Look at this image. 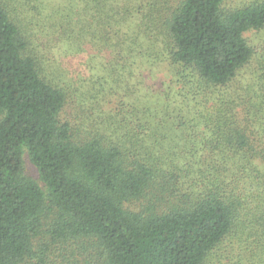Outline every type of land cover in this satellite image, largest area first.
<instances>
[{"label": "trees", "instance_id": "1", "mask_svg": "<svg viewBox=\"0 0 264 264\" xmlns=\"http://www.w3.org/2000/svg\"><path fill=\"white\" fill-rule=\"evenodd\" d=\"M223 2L44 13L45 0H0V264H264V57L245 38L264 29V0ZM29 29L69 46L89 36L133 81L131 67L167 63L186 104L110 93L105 105L98 89L96 107L70 104ZM25 153L44 188L23 176Z\"/></svg>", "mask_w": 264, "mask_h": 264}, {"label": "rangeland", "instance_id": "2", "mask_svg": "<svg viewBox=\"0 0 264 264\" xmlns=\"http://www.w3.org/2000/svg\"><path fill=\"white\" fill-rule=\"evenodd\" d=\"M66 1L45 0L44 13L51 11L52 7L55 6H59L60 9L65 8L67 6ZM254 1L257 0H224L223 8L228 11L241 8ZM29 33L36 43V55L46 74L52 76L58 82L67 83L66 85L70 87L74 97H76L74 102H70V104L75 103V106H85L87 108L90 106L96 107V100L91 101L88 98L89 91L93 93L94 89L99 90V100L105 101V105L109 102L110 93L128 94L132 101L138 95H141L146 98V102L153 101V108L164 110L167 106L170 111L177 112L176 114H179L186 104L183 98H173L176 87L170 84L172 75L169 72L171 69H168L167 63H157L152 69L146 63H139L137 66L131 67L135 73L133 81L129 76V73H131L129 62L116 64L114 55L101 46L93 44L89 36H85L83 41L80 39L76 44L69 43L71 45L69 46L63 44L58 36H52L54 31L50 29L45 34L38 29H29ZM245 38L257 53V57H264V29L247 32ZM124 64L129 66L124 67ZM103 78L107 81L105 83L101 82V86L98 85L97 82ZM126 82L139 83L141 92L137 93L128 89ZM170 87L173 88V93L167 98L166 93ZM152 91H156L157 94H153ZM168 99H172L171 102H168ZM72 107L74 108V106ZM173 137L176 138L177 134L173 133ZM23 160V176L36 181L44 188L38 170L31 162L28 153L24 154ZM47 220H49V217H47ZM225 249L230 250V248ZM220 256L223 258L222 254H218L211 259L213 264L219 261Z\"/></svg>", "mask_w": 264, "mask_h": 264}]
</instances>
